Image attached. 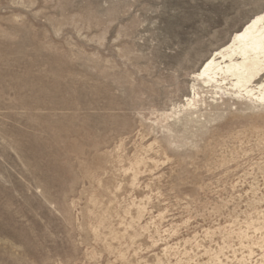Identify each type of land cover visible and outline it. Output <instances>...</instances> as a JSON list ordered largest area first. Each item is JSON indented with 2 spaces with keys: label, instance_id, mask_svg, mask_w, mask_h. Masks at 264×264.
I'll list each match as a JSON object with an SVG mask.
<instances>
[{
  "label": "rangeland",
  "instance_id": "obj_1",
  "mask_svg": "<svg viewBox=\"0 0 264 264\" xmlns=\"http://www.w3.org/2000/svg\"><path fill=\"white\" fill-rule=\"evenodd\" d=\"M264 0H0V264H264Z\"/></svg>",
  "mask_w": 264,
  "mask_h": 264
},
{
  "label": "bare ground",
  "instance_id": "obj_2",
  "mask_svg": "<svg viewBox=\"0 0 264 264\" xmlns=\"http://www.w3.org/2000/svg\"><path fill=\"white\" fill-rule=\"evenodd\" d=\"M252 103L255 104V105H261L263 106L264 105V102H258V101H255V100H252Z\"/></svg>",
  "mask_w": 264,
  "mask_h": 264
}]
</instances>
